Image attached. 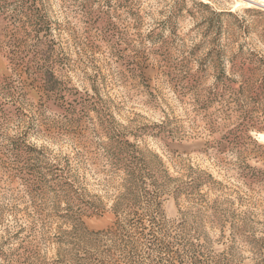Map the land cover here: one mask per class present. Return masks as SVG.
Returning <instances> with one entry per match:
<instances>
[{
  "label": "rangeland",
  "instance_id": "obj_1",
  "mask_svg": "<svg viewBox=\"0 0 264 264\" xmlns=\"http://www.w3.org/2000/svg\"><path fill=\"white\" fill-rule=\"evenodd\" d=\"M239 1L0 0V264H264Z\"/></svg>",
  "mask_w": 264,
  "mask_h": 264
},
{
  "label": "bare ground",
  "instance_id": "obj_2",
  "mask_svg": "<svg viewBox=\"0 0 264 264\" xmlns=\"http://www.w3.org/2000/svg\"><path fill=\"white\" fill-rule=\"evenodd\" d=\"M240 5L264 8V0H240Z\"/></svg>",
  "mask_w": 264,
  "mask_h": 264
},
{
  "label": "trees",
  "instance_id": "obj_3",
  "mask_svg": "<svg viewBox=\"0 0 264 264\" xmlns=\"http://www.w3.org/2000/svg\"><path fill=\"white\" fill-rule=\"evenodd\" d=\"M176 256H177V254H176ZM175 256L173 255V256H170V258L169 259H167L168 261H167V264H175V262H176V258H174ZM137 264V262L136 261H134V262H131V264ZM193 264H197V260H193Z\"/></svg>",
  "mask_w": 264,
  "mask_h": 264
}]
</instances>
